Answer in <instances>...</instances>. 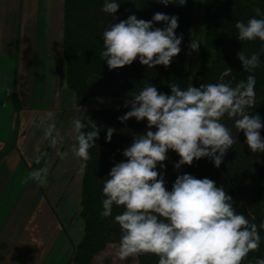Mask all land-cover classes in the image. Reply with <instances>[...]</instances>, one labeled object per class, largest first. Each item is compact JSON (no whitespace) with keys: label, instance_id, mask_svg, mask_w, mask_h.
<instances>
[{"label":"clouds","instance_id":"obj_1","mask_svg":"<svg viewBox=\"0 0 264 264\" xmlns=\"http://www.w3.org/2000/svg\"><path fill=\"white\" fill-rule=\"evenodd\" d=\"M156 2L184 6L188 0ZM121 3L122 0H103L101 10L118 20L115 14ZM253 12L247 21L235 22L236 37L240 42L264 43V10L257 6ZM178 21V16L161 12H156L151 20L130 14L104 30L100 57L110 71L130 66L137 60L149 69L158 65L170 67L182 51L183 34L176 35ZM160 22L164 27H154ZM200 44L193 39L188 54L199 52ZM261 52H237L243 72L250 74L235 84L225 79H236L234 70L227 66L215 83L182 89L179 83L170 81L168 94L145 82L140 91L125 101L124 107L130 106V110L118 117L119 121L146 120L147 131L134 136L131 145L122 152L125 159L115 163L107 177L100 180V216L112 218L119 225L117 254L121 261L152 255L158 258L157 264H244L250 254L259 252L264 222L258 226L239 212L223 186H217L210 178L198 179L183 173L177 175L169 190L164 174L158 169H166L169 151L180 157L174 162L177 173L182 166H192L202 158H208L219 168L237 143V136L226 120L233 122L236 133L244 134V143L253 154L264 153L261 135L264 120L259 113L250 111L256 106L254 71L261 66ZM32 123L43 131L42 140L56 150V155L66 159L69 153L58 147L64 143V137L56 128L54 113L49 111ZM72 131L75 142L70 151L83 171L92 158L90 150L96 145L101 128L84 115L72 121ZM116 131L107 127L106 142L112 141ZM36 152H40L39 145ZM41 160L37 155L35 164L40 165ZM28 175L40 187H46L49 167L45 163ZM114 207L122 211L113 216ZM254 264H264V258L256 257Z\"/></svg>","mask_w":264,"mask_h":264},{"label":"trees","instance_id":"obj_2","mask_svg":"<svg viewBox=\"0 0 264 264\" xmlns=\"http://www.w3.org/2000/svg\"><path fill=\"white\" fill-rule=\"evenodd\" d=\"M134 2V3H133ZM122 0L119 11L115 14L118 20L102 12L103 0H65L64 1V43L63 58L66 63V83L77 97V105L88 103L90 97L97 93L92 81H96L98 92L102 96L130 99L132 93L140 91L145 82L151 83L162 93L170 94V81L179 83L180 87L188 85L215 83L219 74L228 66L234 72L226 77L235 84L246 79L250 73L243 72L237 52L243 50L250 54L261 52L264 43L259 40L240 42L236 37L237 20L247 21L255 13L253 9L264 10V0H205L204 30L205 43L201 55V65L194 76L188 71L185 50L190 42L196 0H188L184 6L169 4L165 6L156 0ZM156 12L179 17L176 35L183 34L182 51L175 57L170 67L158 65L149 69L135 61L130 66L109 70L106 62L100 57L103 50L102 33L109 24L127 19L135 14L138 19L151 20ZM154 27H164L163 22ZM256 76V106L250 111L259 113L264 120V52H261V66L254 71ZM120 109L93 110L89 115L101 128L96 145L90 150L91 160L83 170L82 198L80 216L84 223V234L76 245L73 261L76 264H94L97 255L109 244L119 245L120 229L112 218L100 216L102 210V183L115 163L125 159L122 152L131 145L136 134L147 131V122H137L134 118L121 123L118 117L124 115ZM85 123L87 121H84ZM225 123L232 127L237 136V143L225 156L219 168L208 158L194 161L192 166L184 165L177 173L174 162L180 157L169 151L166 169L161 171L169 190L178 174L190 173L198 179L210 178L217 186H223L233 197L239 212L246 215L258 226L264 222L262 204L264 202V153L253 154L246 143L244 134L236 133L233 122ZM107 127H113L112 141L106 142ZM87 130V129H86ZM155 130V129H153ZM261 135L264 136V130ZM48 144V143H47ZM48 146L45 148L47 149ZM45 151V150H44ZM41 164L36 168L41 167ZM35 168V169H36ZM122 208H115L113 216ZM262 238L259 252L250 254L244 264L254 262L256 257L264 258V228L260 229ZM157 257L142 255L137 257V264H157Z\"/></svg>","mask_w":264,"mask_h":264},{"label":"crops","instance_id":"obj_3","mask_svg":"<svg viewBox=\"0 0 264 264\" xmlns=\"http://www.w3.org/2000/svg\"><path fill=\"white\" fill-rule=\"evenodd\" d=\"M25 12L26 10L21 12V16H17L8 35L0 28V264H13L14 258L8 263L3 261L4 257L13 252L15 255L22 254L23 257L32 256L33 252L42 256L47 251L50 252V242L48 249L40 253L37 243L28 236V230L18 239L9 229L11 219L25 193L28 192L27 196L33 197L38 188L40 191L44 189L36 181L29 179L28 175L34 170H30V162L35 161L37 155L42 156L47 147V141L42 140L43 131L35 127L32 121L38 122L41 115L51 111L54 113L56 128L63 135L65 143V140H70L74 119H68L66 113L83 112L82 109L90 103L88 100L86 105L78 106L75 93L66 83V63L63 58L64 14L63 26L59 31H53L52 25L49 29H40L36 18L35 24L29 25L30 15ZM40 33L48 46L47 65L43 72L38 69ZM65 122L71 123V126H63ZM66 129H69V133ZM37 145L40 147L39 153L36 152ZM3 150L11 151V155L4 160ZM15 166H20L16 173ZM33 205H24L22 231L32 220L29 210ZM42 218H47L51 223L48 216ZM19 240L22 242L21 246H18Z\"/></svg>","mask_w":264,"mask_h":264},{"label":"rangeland","instance_id":"obj_4","mask_svg":"<svg viewBox=\"0 0 264 264\" xmlns=\"http://www.w3.org/2000/svg\"><path fill=\"white\" fill-rule=\"evenodd\" d=\"M204 6L205 0H196L190 39V42L193 39L201 42L199 52H192V54L189 55L188 46L185 50L188 71L191 73L192 77L201 65V55L205 43ZM24 10H26V14L28 13V15H30L28 24L31 26L35 24V18L40 29L44 27L49 29L52 25L53 31H59L63 26L64 0H0L1 30L8 35L13 22L16 20L17 16H21V12L24 13ZM42 37L43 34L40 33L38 69L43 72L47 65L48 46ZM92 84L97 93L95 96L89 98V105L82 109L84 110L83 112H67L66 116L68 119H75L76 117H83L84 115L88 117L93 110L99 109H120L125 113L130 110V106L129 108L124 107L127 99L102 96L98 92L95 80L92 81ZM143 122L147 121L145 120ZM66 124L71 126L69 122L63 123V126H66ZM71 131L70 140L67 139L64 145L58 146L61 151L69 153L68 157L64 160H61L60 157L56 155V150L50 148L47 144L48 142H46L48 148L45 149L43 155L41 154V157L44 159L41 166L47 163L49 167L48 184L46 187H43L44 189H42V191L38 188L39 191L37 190L33 197L27 196V194H29L27 191L30 187L27 189V193H25L16 208L14 216L11 219L12 223H10L9 227V229L16 234L18 239H20L23 234L27 233L28 230V236L37 243L40 253L48 249V242H50V252L48 253L47 251V255L44 254L43 256L39 255L38 252H33L32 256L25 257H23L22 254L15 255V252H13L10 256L4 257L3 261H7L8 263L14 258L15 261L12 262L13 264H42L43 260L44 264H76L73 261L74 251L84 234V223L80 216L82 209L81 198L84 172L80 170L77 158H75L70 151V146L75 142L73 131ZM66 132L69 133V129ZM10 155V150H3L2 160ZM5 164H7V162ZM31 165L33 167L31 166L30 170L31 168L35 169L36 166H39L35 164V161L31 162ZM19 167L15 166V173ZM26 203L34 204L29 210V213H31L30 216L33 217L31 220L32 222L30 221L29 225L26 228L24 227L26 230L23 228L22 231L21 224L23 222L24 205L26 207ZM262 212L264 217V202L262 204ZM46 216L50 218L49 220L52 224L46 220L47 218H42ZM40 219L41 221L38 222L37 220ZM38 242H41V244L39 245ZM21 243L22 242L19 240L18 246H21ZM118 248L119 245L117 244H109L103 252L95 257L94 264H137V257L121 261L117 254ZM248 264H254V262L252 261Z\"/></svg>","mask_w":264,"mask_h":264}]
</instances>
